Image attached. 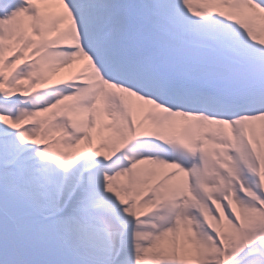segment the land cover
I'll use <instances>...</instances> for the list:
<instances>
[{
  "label": "snow or ice",
  "instance_id": "6c2138e0",
  "mask_svg": "<svg viewBox=\"0 0 264 264\" xmlns=\"http://www.w3.org/2000/svg\"><path fill=\"white\" fill-rule=\"evenodd\" d=\"M0 264H264V0H0Z\"/></svg>",
  "mask_w": 264,
  "mask_h": 264
}]
</instances>
